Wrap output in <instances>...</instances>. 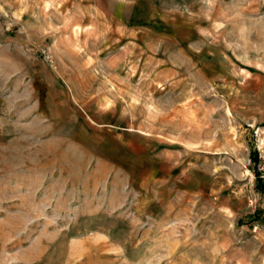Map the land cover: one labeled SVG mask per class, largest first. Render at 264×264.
<instances>
[{
	"label": "rangeland",
	"instance_id": "rangeland-1",
	"mask_svg": "<svg viewBox=\"0 0 264 264\" xmlns=\"http://www.w3.org/2000/svg\"><path fill=\"white\" fill-rule=\"evenodd\" d=\"M0 264H264V0H0Z\"/></svg>",
	"mask_w": 264,
	"mask_h": 264
},
{
	"label": "built area",
	"instance_id": "built-area-1",
	"mask_svg": "<svg viewBox=\"0 0 264 264\" xmlns=\"http://www.w3.org/2000/svg\"><path fill=\"white\" fill-rule=\"evenodd\" d=\"M42 55L48 60V61H50V62H52L53 60H52V58H51V54H50V52H48V50H43V52H42Z\"/></svg>",
	"mask_w": 264,
	"mask_h": 264
},
{
	"label": "crops",
	"instance_id": "crops-1",
	"mask_svg": "<svg viewBox=\"0 0 264 264\" xmlns=\"http://www.w3.org/2000/svg\"><path fill=\"white\" fill-rule=\"evenodd\" d=\"M160 161L166 163V161H169V160H168V157H164V158H160Z\"/></svg>",
	"mask_w": 264,
	"mask_h": 264
},
{
	"label": "trees",
	"instance_id": "trees-1",
	"mask_svg": "<svg viewBox=\"0 0 264 264\" xmlns=\"http://www.w3.org/2000/svg\"><path fill=\"white\" fill-rule=\"evenodd\" d=\"M257 176H259V174H257ZM260 177H258V179H259ZM258 182H259V180H258Z\"/></svg>",
	"mask_w": 264,
	"mask_h": 264
}]
</instances>
